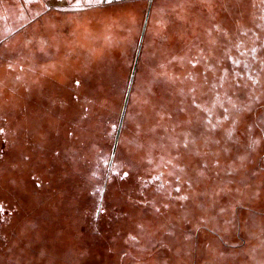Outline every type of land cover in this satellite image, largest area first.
I'll use <instances>...</instances> for the list:
<instances>
[{"label":"flooded vegetation","instance_id":"obj_1","mask_svg":"<svg viewBox=\"0 0 264 264\" xmlns=\"http://www.w3.org/2000/svg\"><path fill=\"white\" fill-rule=\"evenodd\" d=\"M143 3L141 24H150L152 39L157 33L156 24H185L186 31L184 39L176 44L165 43L160 50L152 47L150 58L163 60L168 66L154 76L162 79L159 92L163 99L152 98L155 94L153 88L150 90V104L156 107L152 105L150 111L142 112L148 115L143 124L146 131H136L147 138L126 141L135 151L142 149L146 153L145 164L134 165L131 172L135 183L142 185L138 200L145 203L151 220H157L156 226L162 230L150 228L147 223L142 225L147 226L144 235L138 234L136 239V234L130 233L127 242L132 246L143 240L140 237L150 242L153 238L156 246L140 252L148 250L150 261L160 258L161 264H197L204 258L208 264H230L226 260L235 253L240 264H264V208L259 211L251 205L258 200L264 205V0H113L111 4L92 0H0V70L4 72L0 95L9 105L11 96L4 86L11 71H16L17 81L21 82L27 72L43 70L42 63L56 55L51 53L56 51L53 43H47L45 50L41 47L32 52L28 46L32 39L27 35L35 32L36 37L41 33L36 27L34 32H28L31 24H51L49 16L56 24L54 14L74 17L100 8V18H106L114 11L116 15L123 13L122 5L132 7L136 19L130 24H138L137 8ZM122 17L121 14L119 18ZM34 42L40 43L36 39ZM16 46L17 58L12 59ZM67 53L72 52L69 49ZM143 88L146 87L134 85L137 93ZM15 92L21 93L17 89ZM140 114L131 119L140 121ZM10 119L4 116L2 123L9 125ZM126 120L121 131L125 130ZM109 125L107 136L113 144L115 132L113 137L110 132L114 125ZM121 142L119 135L111 164L112 144L109 151L99 153L106 155L99 156L103 157L99 171L97 166H91L86 153L80 156L89 180L97 181L92 186L97 200L95 220L102 211L107 185L128 174L118 161ZM259 175L261 181H257ZM221 184L223 191L218 189ZM87 189L90 196L88 184ZM180 196L188 199L180 200ZM228 200L235 201V205L227 206L225 212ZM85 215L90 219L89 214ZM137 254L135 258H141Z\"/></svg>","mask_w":264,"mask_h":264},{"label":"rangeland","instance_id":"obj_2","mask_svg":"<svg viewBox=\"0 0 264 264\" xmlns=\"http://www.w3.org/2000/svg\"><path fill=\"white\" fill-rule=\"evenodd\" d=\"M121 7L122 19L115 11L100 18L103 13L100 8L80 13L79 17L54 14L58 18H54L56 24H52L53 17L49 16L47 20L51 24H31L27 29L31 33L35 27L40 29L41 34L36 37L35 32L27 35V39H32L28 46L33 53L53 43L56 51L51 53L56 55L42 63L43 70L27 72L21 82L17 81L16 71H11L9 82L4 86L11 96L9 105L0 95V264H161L160 258L149 259L148 250L157 244L152 242L153 238L150 242L147 237H140L143 240L132 246L127 242L130 233L136 234V239L138 234L144 235L147 226L142 225L147 223L150 228L162 229L156 226L157 220H151L145 203L138 200L142 185L135 183L134 165L145 164L146 153L142 149L135 151L126 141L136 138L140 142L147 138L137 135L136 131H146L143 124L148 115L142 112L150 106L156 107L150 104V90L153 88L155 94L152 98L163 99V93L159 92L162 79L154 76L162 74L168 66L163 60L150 58L152 47L160 50L165 43L176 44L183 40L185 24H156L153 39L150 24L144 26L142 52L138 55L131 84L117 158L128 174L107 185L97 220L94 216L97 200L92 187L97 181L90 179V185V174L80 157L86 153L92 163L110 150L109 123L114 125L110 132L113 137L121 112L144 25L141 22L145 4L137 8L138 24H130L136 19L132 7ZM35 39L42 44L35 45ZM17 48L12 51V59L17 58L14 55L19 51ZM69 49L71 54L67 53ZM0 71L1 78L4 72ZM135 84L146 88L137 93ZM15 89L21 93H16ZM138 112L141 113L140 123L131 119ZM4 116L7 120L11 118L9 125L2 123ZM258 178L257 181H261V175ZM87 184L92 190L90 196ZM238 185L236 187L241 189ZM220 186L218 189L223 191L222 184ZM227 203L230 204L225 205V212L235 201ZM251 205L259 211L264 208L262 200ZM239 211L247 213V210ZM85 214H89L91 220ZM218 218L221 223L223 218ZM117 230L120 235H116ZM145 249L148 250L140 252ZM136 253L141 258L136 259ZM232 256L235 257L229 259L225 255L226 262L240 264L236 253ZM137 260L142 261L137 263ZM206 261V258L203 262L198 259L197 264H208Z\"/></svg>","mask_w":264,"mask_h":264},{"label":"water","instance_id":"obj_3","mask_svg":"<svg viewBox=\"0 0 264 264\" xmlns=\"http://www.w3.org/2000/svg\"><path fill=\"white\" fill-rule=\"evenodd\" d=\"M146 19H147V17H146ZM144 26H145V24L143 25L142 33H141V36H140V39H139V42H138V45H137L135 58H134V61H133L131 72H130V77H129L128 84H127V87H126V90H125V95H124V99H123V103H122V108H121V112H120V115H119L118 123H117L115 134H114L113 144H112V148H111V152H110L109 164H111V162L113 160L115 149H116V146H117V143H118V139H119V135H120V131H121V127H122V123H123V119H124V115H125V111H126L129 95H130L131 84H132V80H133V77H134V72H135V68H136V64H137V60H138V55H139V51H140V47H141V43H142V36H143Z\"/></svg>","mask_w":264,"mask_h":264},{"label":"snow or ice","instance_id":"obj_4","mask_svg":"<svg viewBox=\"0 0 264 264\" xmlns=\"http://www.w3.org/2000/svg\"><path fill=\"white\" fill-rule=\"evenodd\" d=\"M92 2H96V3H109V4H111V3H113V0H92ZM225 118H227V117H225ZM0 131H2V129H0ZM256 142L257 141H253V144H255ZM184 143H185V146H187L188 141L185 140ZM161 187H162V185H161ZM176 191L179 192V188H177ZM179 199L180 200H187L188 197H186V196H180Z\"/></svg>","mask_w":264,"mask_h":264},{"label":"trees","instance_id":"obj_5","mask_svg":"<svg viewBox=\"0 0 264 264\" xmlns=\"http://www.w3.org/2000/svg\"><path fill=\"white\" fill-rule=\"evenodd\" d=\"M76 81H78V80H76ZM97 154H99V153H97ZM100 156H103L104 158H106V155L104 156V155H100ZM103 157H99V159L96 161H94V162H92L91 164L93 165V166H97L96 168H97V170L99 169V166L100 165H102V162H101V160L103 159ZM102 158V159H101ZM81 159H82V157H81ZM101 167V166H100ZM99 171V170H98Z\"/></svg>","mask_w":264,"mask_h":264},{"label":"bare ground","instance_id":"obj_6","mask_svg":"<svg viewBox=\"0 0 264 264\" xmlns=\"http://www.w3.org/2000/svg\"><path fill=\"white\" fill-rule=\"evenodd\" d=\"M42 211H43V210H42ZM41 213H42V212H41ZM39 214H40V213H39ZM42 214H43V213H42ZM42 214H40V219H41ZM52 241H55V240H52ZM48 243H49V242H48ZM48 243H47V244H48ZM53 243H54V242H53ZM14 259H15V258H14ZM16 259H17V258H16Z\"/></svg>","mask_w":264,"mask_h":264}]
</instances>
